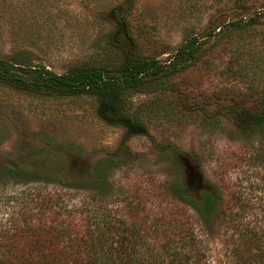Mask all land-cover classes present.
Returning <instances> with one entry per match:
<instances>
[{
	"label": "rangeland",
	"instance_id": "rangeland-1",
	"mask_svg": "<svg viewBox=\"0 0 264 264\" xmlns=\"http://www.w3.org/2000/svg\"><path fill=\"white\" fill-rule=\"evenodd\" d=\"M190 38L204 41L194 61L121 91L123 109L136 118L128 137L98 111L94 94H31L0 84V161L40 171L62 161L79 176L98 159L116 158L124 142L134 156L110 170L115 196L140 188L143 202L155 205L158 188L183 172L192 193L202 176L238 189L253 211L245 219L258 220L264 139L241 134L231 108L264 105V0H0V58L56 74L96 67L113 75L132 56L164 62ZM166 144L176 152L159 151ZM216 244L209 264H227Z\"/></svg>",
	"mask_w": 264,
	"mask_h": 264
},
{
	"label": "trees",
	"instance_id": "trees-1",
	"mask_svg": "<svg viewBox=\"0 0 264 264\" xmlns=\"http://www.w3.org/2000/svg\"><path fill=\"white\" fill-rule=\"evenodd\" d=\"M203 44L190 38L164 62L132 56L113 75L96 67L56 74L0 58V84L31 94H94L98 111L122 125L128 137L136 118L123 109L124 87L158 80L194 61ZM231 112L241 134L259 133L264 139V105L232 107ZM158 148L176 152L173 144ZM133 156L123 142L116 158L98 159L79 176L62 161L44 171L0 161V264H209L210 257L216 259V252L210 255L216 241L227 264H264V215L246 220L253 211L238 189L219 187L202 176L200 189L192 193L179 172L175 182L158 188L159 199L168 202L148 206L140 188L129 189L125 198L115 196L110 170ZM10 184L23 189L8 191ZM72 198L76 203H70ZM173 205L178 209L172 210Z\"/></svg>",
	"mask_w": 264,
	"mask_h": 264
}]
</instances>
